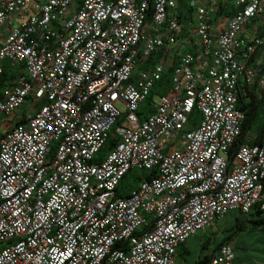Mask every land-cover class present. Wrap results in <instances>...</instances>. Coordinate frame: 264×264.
<instances>
[{"label":"built area","instance_id":"obj_1","mask_svg":"<svg viewBox=\"0 0 264 264\" xmlns=\"http://www.w3.org/2000/svg\"><path fill=\"white\" fill-rule=\"evenodd\" d=\"M244 85L264 95V0H0V264H184L192 235L264 209V142L233 151Z\"/></svg>","mask_w":264,"mask_h":264},{"label":"trees","instance_id":"obj_2","mask_svg":"<svg viewBox=\"0 0 264 264\" xmlns=\"http://www.w3.org/2000/svg\"><path fill=\"white\" fill-rule=\"evenodd\" d=\"M189 20V19H187ZM17 71L14 70L13 66L9 63L4 65V73L2 76L1 84L3 87L10 85L11 81L17 77ZM172 69L167 71L161 80H159L154 89H152L150 96L147 98L146 102L141 107L140 115L142 118H146V111L148 106L154 102V96L158 92L163 93L168 90L171 82ZM239 106L245 111L246 118L242 125L243 134L238 139L233 147L236 150L239 145L246 141V135L251 131L257 134V138L252 142L253 145L262 144L264 142V95L259 96L257 93V86L248 87L242 86L239 91ZM114 147V141L110 139L106 144L103 151L111 150ZM156 170H131L125 175L121 181L119 187L117 188L118 196H128L129 193L143 180H150L155 176ZM262 202L257 203L253 209L249 212L240 211L242 218L236 216V225L231 230V233L227 237L217 243L212 252L209 254L199 255L194 263L192 264H208L211 258L219 251V249L228 242L233 240L235 236L244 232L246 230H257L258 228H264V209L261 207ZM231 212V211H230ZM229 212V213H230ZM227 215V214H226ZM189 240V239H188ZM188 240L180 245L177 257L180 262L184 264H191L188 259L190 250L188 248ZM203 249H207V245H203ZM216 252V253H214Z\"/></svg>","mask_w":264,"mask_h":264},{"label":"rangeland","instance_id":"obj_3","mask_svg":"<svg viewBox=\"0 0 264 264\" xmlns=\"http://www.w3.org/2000/svg\"><path fill=\"white\" fill-rule=\"evenodd\" d=\"M45 1V0H44ZM232 4H234L235 0H230ZM160 94V92H158ZM158 95L155 96L157 99ZM35 104L39 107L42 104L40 101H36ZM29 103H26L22 108L27 110L29 108ZM118 106L121 110L125 109V105L123 103H119ZM21 108V109H22ZM31 109V108H30ZM21 111V110H20ZM14 117V115H11ZM8 119V122L11 123V119ZM1 120V118H0ZM240 216L242 218V214L239 210H233L228 213L223 219L218 220L212 228H207L208 230L198 231L196 234L192 235L188 240V248L190 250V254L188 256L189 261L194 263L199 255L211 253L214 246L219 243L223 237H227L231 230L236 225V216ZM239 239L242 241H250L249 236L244 232L239 234ZM254 241L257 240L254 238ZM207 245V249H203V245ZM178 258V257H177Z\"/></svg>","mask_w":264,"mask_h":264},{"label":"crops","instance_id":"obj_4","mask_svg":"<svg viewBox=\"0 0 264 264\" xmlns=\"http://www.w3.org/2000/svg\"><path fill=\"white\" fill-rule=\"evenodd\" d=\"M10 28L11 23H7L4 26L3 33H8ZM20 110L14 114V117L10 118L11 123H9L8 120L3 122V130L9 128L17 120L23 121L25 119V115L27 112H29V108L27 110H25L24 108ZM215 223L212 224L209 228H212ZM244 232L249 236V242L243 240L241 241L239 239V234L235 236L233 240L228 242L234 251V257L231 264H264V228L261 227L257 230H246ZM254 238L257 240L256 242L254 241ZM199 257L200 256H198L197 258Z\"/></svg>","mask_w":264,"mask_h":264}]
</instances>
